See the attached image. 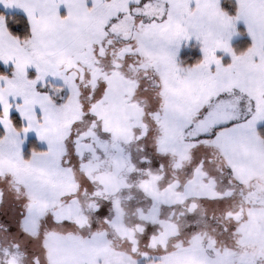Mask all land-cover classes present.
Here are the masks:
<instances>
[{
    "label": "snow or ice",
    "instance_id": "1",
    "mask_svg": "<svg viewBox=\"0 0 264 264\" xmlns=\"http://www.w3.org/2000/svg\"><path fill=\"white\" fill-rule=\"evenodd\" d=\"M0 264H264V0H0Z\"/></svg>",
    "mask_w": 264,
    "mask_h": 264
}]
</instances>
